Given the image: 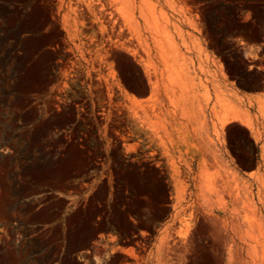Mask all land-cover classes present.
<instances>
[{
  "label": "rangeland",
  "instance_id": "374dc122",
  "mask_svg": "<svg viewBox=\"0 0 264 264\" xmlns=\"http://www.w3.org/2000/svg\"><path fill=\"white\" fill-rule=\"evenodd\" d=\"M0 264H264V0H0Z\"/></svg>",
  "mask_w": 264,
  "mask_h": 264
},
{
  "label": "bare ground",
  "instance_id": "6f19581e",
  "mask_svg": "<svg viewBox=\"0 0 264 264\" xmlns=\"http://www.w3.org/2000/svg\"><path fill=\"white\" fill-rule=\"evenodd\" d=\"M231 119H240V120H242L241 118H239V117H237L235 115H232V116H229V117L225 118V122H227V121L229 122V120H231Z\"/></svg>",
  "mask_w": 264,
  "mask_h": 264
}]
</instances>
